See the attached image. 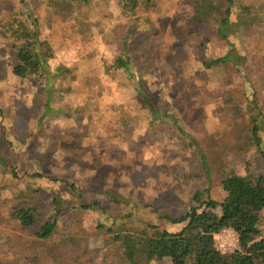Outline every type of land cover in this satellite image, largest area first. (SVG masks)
Returning a JSON list of instances; mask_svg holds the SVG:
<instances>
[{
    "label": "rangeland",
    "instance_id": "374dc122",
    "mask_svg": "<svg viewBox=\"0 0 264 264\" xmlns=\"http://www.w3.org/2000/svg\"><path fill=\"white\" fill-rule=\"evenodd\" d=\"M35 1L0 0V23L12 14L23 19L27 11L38 16L39 51L54 75L13 76L12 41L0 35V264H128L107 229L149 224L177 232L182 225L161 217L186 213L195 192L208 188L210 198L220 201V180L230 170L264 175V155L246 143L248 112L257 117V108L264 150V13L261 20L256 15L237 23L224 40L216 31L222 0H208L219 7L208 23L191 21L194 0H152L133 9L118 0H89L79 6V16ZM126 33L136 78L151 103L203 140L211 160L208 179L185 139L166 124L149 123L124 73L104 72V61L113 62ZM229 51L231 61L204 67ZM226 96L243 113L232 128L222 104ZM233 132L242 138L233 141ZM36 171L73 184L104 211H80L61 184L28 176ZM56 195L63 202L59 214L52 207ZM23 202L39 209L28 232L8 217ZM51 217V238L34 243V233ZM259 229L264 235V222ZM66 237L76 243L66 242L60 251L57 243Z\"/></svg>",
    "mask_w": 264,
    "mask_h": 264
},
{
    "label": "trees",
    "instance_id": "16d2710c",
    "mask_svg": "<svg viewBox=\"0 0 264 264\" xmlns=\"http://www.w3.org/2000/svg\"><path fill=\"white\" fill-rule=\"evenodd\" d=\"M30 1L33 4L37 2L35 0ZM43 1L45 2L41 3H45L50 8L64 7L68 11L77 12L78 16L81 15L79 9L81 4L89 6V0ZM151 1L118 0L117 3L123 8L133 9L137 4L145 6L149 5ZM194 1L195 11L191 17L192 22L200 19L201 23H205V21L208 23L213 18L212 13H218L219 7L215 6L214 3L208 0ZM221 2L224 16L219 21L216 31L217 35L224 40L231 34V29L237 23H241L243 19V24L249 23L250 16L253 18L258 15V19H262L264 0H222ZM234 15L236 19L233 21L232 16ZM78 16L77 22L83 26V22L81 18L78 20ZM243 24L239 27H242ZM38 26V16L31 11H27L23 19L18 18L17 14H12L8 20L0 23V35L12 41L13 64L11 73L15 77L38 76L54 79V75H51L48 65L39 51L41 42H39L40 30ZM131 47L128 33H126V36L122 38V49L114 57L113 62L106 64L104 61V72L108 74L115 70L124 73L127 84L130 85L146 111L149 123L152 125L166 124L185 139L186 147L199 158L201 167L208 179L211 160L203 140L199 139L197 134L191 130L181 127L175 118L166 111L159 110L151 103L141 86L140 80L136 78L131 58L133 53ZM231 59L232 52L229 51L217 59L204 62L203 65L205 68L222 66ZM222 104L223 109L229 115L228 127L232 128L234 123L242 118V109L240 105L234 103L232 98L227 96L223 99ZM254 111L257 117L252 116L250 111L248 112L247 120L250 123V133H247L246 143L250 141L264 155L258 124L262 117L257 108ZM241 138L242 135L232 133L233 141H238ZM242 149V146L238 147L239 151ZM11 171L14 177H21L14 169ZM28 176L37 179L44 178L61 184L69 195L78 201V206L76 205L75 208L80 211H104L99 201L88 202L83 199V194L73 184L65 180L53 178L39 171ZM220 187L224 193L220 201L212 200L209 189L205 188L193 194L192 202L194 205L189 207L188 211L180 217L160 216L169 225H182L177 232H168L166 229L161 230L158 226L149 224H143L140 228L134 227L130 230H123L122 228L111 230L109 228L106 232L112 234L113 243L128 264H158L164 259H169L170 264H264V235L259 229L264 222L261 216V212L264 210V175L252 173L240 175L230 170L222 176ZM104 194L105 197H110L116 203H127L125 199L114 192H104ZM52 207L56 214L60 213L63 202L59 195L52 199ZM142 207L147 208L148 206ZM131 208L135 210L139 208V205L131 204ZM8 217L9 221L21 231L28 232L39 217V209L27 202L19 203L10 209ZM133 222L135 223L133 219H128V223L132 224ZM120 225L122 226L123 223ZM55 226L56 220L53 217L43 223L39 230L34 233L36 238L34 243H37V240L45 241L51 238ZM225 228H230L235 232L238 247L233 252L220 254L214 248L213 236ZM99 229L105 228L100 226ZM66 242L76 243L72 238L66 237L57 243L60 251ZM59 257H62V254H59Z\"/></svg>",
    "mask_w": 264,
    "mask_h": 264
},
{
    "label": "built area",
    "instance_id": "2783aa9c",
    "mask_svg": "<svg viewBox=\"0 0 264 264\" xmlns=\"http://www.w3.org/2000/svg\"><path fill=\"white\" fill-rule=\"evenodd\" d=\"M214 248L220 254L233 252L237 247V237L230 228H225L213 236Z\"/></svg>",
    "mask_w": 264,
    "mask_h": 264
}]
</instances>
